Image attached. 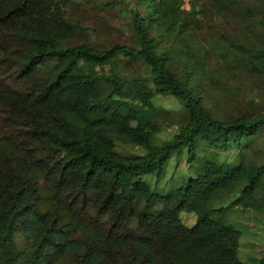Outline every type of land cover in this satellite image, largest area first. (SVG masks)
<instances>
[{"label":"trees","instance_id":"trees-1","mask_svg":"<svg viewBox=\"0 0 264 264\" xmlns=\"http://www.w3.org/2000/svg\"><path fill=\"white\" fill-rule=\"evenodd\" d=\"M183 256L264 264V0H0V264Z\"/></svg>","mask_w":264,"mask_h":264},{"label":"rangeland","instance_id":"rangeland-1","mask_svg":"<svg viewBox=\"0 0 264 264\" xmlns=\"http://www.w3.org/2000/svg\"><path fill=\"white\" fill-rule=\"evenodd\" d=\"M102 20H106L107 23V27H111L112 31L115 33H120L123 32V28H122V24L124 22V17L118 13H113L111 15H108V13L106 14L105 18L103 19L102 17L99 20V25L101 24ZM243 84V83H242ZM253 86V83L251 84ZM256 87V86H253ZM244 96L243 99L244 101L247 102V100H249V102H259L260 101V94L259 91H255L254 88L250 87H245L244 88ZM159 104L162 105L164 107V109L168 110V111H172V112H178V103L177 101H175L172 98H158ZM221 106H224L222 103H220ZM231 109V106H225V112L229 111ZM251 110L250 106L249 109L246 107V105L244 103H240L239 105H237V107L232 111V113L236 116L239 114H246L249 113ZM226 115V113H225ZM227 116V115H226ZM166 130H161L160 131V137L163 139L164 135H166ZM171 135V132H167V137L169 138V136ZM168 214L171 217H176V210L170 206V208L168 209ZM154 222V221H153ZM162 264H216L213 263L211 261H208L206 258L204 257H200L197 259L192 260L189 257L183 256L177 260H174L172 262H165Z\"/></svg>","mask_w":264,"mask_h":264},{"label":"built area","instance_id":"built-area-1","mask_svg":"<svg viewBox=\"0 0 264 264\" xmlns=\"http://www.w3.org/2000/svg\"><path fill=\"white\" fill-rule=\"evenodd\" d=\"M184 4V9L189 11L191 8V4L192 2L196 1V0H181Z\"/></svg>","mask_w":264,"mask_h":264}]
</instances>
